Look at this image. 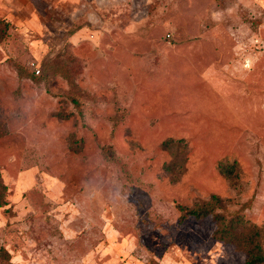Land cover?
Segmentation results:
<instances>
[{
	"label": "rangeland",
	"instance_id": "374dc122",
	"mask_svg": "<svg viewBox=\"0 0 264 264\" xmlns=\"http://www.w3.org/2000/svg\"><path fill=\"white\" fill-rule=\"evenodd\" d=\"M0 19V264L246 263L180 205L217 195L236 236L264 229V0H0Z\"/></svg>",
	"mask_w": 264,
	"mask_h": 264
},
{
	"label": "trees",
	"instance_id": "16d2710c",
	"mask_svg": "<svg viewBox=\"0 0 264 264\" xmlns=\"http://www.w3.org/2000/svg\"><path fill=\"white\" fill-rule=\"evenodd\" d=\"M3 19H0V24ZM5 27L8 28L9 23L4 21ZM163 146L170 150L174 146L173 140H168L163 143ZM221 169L229 176L233 172V168H228L227 166L222 165ZM8 194V185L4 182L1 170H0V206L8 204L7 201ZM222 200L219 196L213 195L210 200L205 202L202 205L196 206L195 208H187L180 205V209L183 212L182 218L188 216H194L196 218H203L207 216L214 215L219 222L223 225V228L216 231V235L221 239H229L233 242H238L239 245H246V251L248 254V259L245 264H264V229H260L251 239L245 241L240 236H236V233H233L231 227L233 226L232 221L226 222L224 215L219 212V209L222 208Z\"/></svg>",
	"mask_w": 264,
	"mask_h": 264
},
{
	"label": "crops",
	"instance_id": "0c3cea01",
	"mask_svg": "<svg viewBox=\"0 0 264 264\" xmlns=\"http://www.w3.org/2000/svg\"><path fill=\"white\" fill-rule=\"evenodd\" d=\"M7 22H9V23H10V21H9V20H7Z\"/></svg>",
	"mask_w": 264,
	"mask_h": 264
},
{
	"label": "built area",
	"instance_id": "2783aa9c",
	"mask_svg": "<svg viewBox=\"0 0 264 264\" xmlns=\"http://www.w3.org/2000/svg\"><path fill=\"white\" fill-rule=\"evenodd\" d=\"M37 72H39V70Z\"/></svg>",
	"mask_w": 264,
	"mask_h": 264
}]
</instances>
